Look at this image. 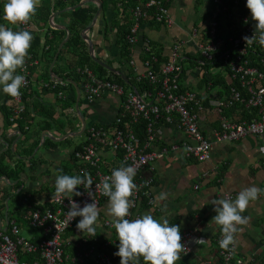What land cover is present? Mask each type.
<instances>
[{"label": "built area", "instance_id": "1", "mask_svg": "<svg viewBox=\"0 0 264 264\" xmlns=\"http://www.w3.org/2000/svg\"><path fill=\"white\" fill-rule=\"evenodd\" d=\"M233 1L236 34L218 35L220 6L224 0H211L206 28L201 31L193 27L188 40L176 39L165 62H159V54L148 40L140 49L138 45L143 25L172 24L167 1L146 0L135 8H128L131 28L127 40L133 46L132 53L129 60L123 59V65L116 62L113 66L126 75L131 86L99 77L89 67L77 68L81 76V83L77 84L82 101L84 99L86 104L92 105L105 96L119 100L115 121L106 126L93 121L88 123L84 144L72 153L75 174L82 175L86 171L93 180L90 189L86 191L80 185L76 191L81 195L71 197L81 208L85 203L95 201L100 209L98 219L101 218L102 206L108 200L96 186L105 176H110L113 169L121 165L133 166L137 168L133 182L138 191L131 197L135 206L127 218L134 219L142 215L143 206H156L153 202L155 181L146 173L154 172L158 161L170 154H180L187 160L206 163L211 160L214 143H233L248 137L264 136V47L258 42L245 44L243 37L256 34L255 21L251 19L246 0ZM0 19L13 30L35 33L34 30L39 28L31 20L23 25H12L4 19V14ZM52 23L57 25L55 20ZM115 56L118 57V50ZM104 58L109 59L107 54ZM37 64L38 59L28 53L24 68L18 71L26 80L20 89L21 95L10 96V122L16 131L21 130L20 124L25 126V131L31 130L30 125L25 124L24 95L31 84V69ZM154 64L159 68H154ZM218 65L227 75L226 81L231 85L228 90H223L215 82L221 76L213 71ZM128 70H131V76ZM53 83L47 87L54 90L57 86L64 88L57 92L58 100L65 101L73 96L67 91L69 81L60 79ZM137 85H142L141 91ZM238 104L253 110L251 121H235L228 117V112L235 111ZM206 113L216 117V126L203 128L202 118ZM137 127L142 135L137 133ZM165 128L174 130L180 137L167 142ZM5 186L10 185L3 177L0 179V264H117L119 257L114 253L118 251V238L108 240L97 232L92 237L78 231L79 217L65 227L69 198L65 197L59 203L55 190L46 195L29 193L23 203L33 200L34 207L28 204L30 212L25 211L20 216L21 208L12 198V188L8 191ZM224 198L234 200L236 194H226ZM103 224L113 228L109 220H104ZM24 231L30 232V239L21 235ZM181 237V243L188 249L186 254L181 253V257H190L202 244L198 240L205 239L195 229L184 231ZM220 239V228L212 241L205 239L204 243L212 244L206 264H264V252L248 260L238 254L237 244L230 246L233 251L221 249Z\"/></svg>", "mask_w": 264, "mask_h": 264}, {"label": "crops", "instance_id": "2", "mask_svg": "<svg viewBox=\"0 0 264 264\" xmlns=\"http://www.w3.org/2000/svg\"><path fill=\"white\" fill-rule=\"evenodd\" d=\"M1 4L2 0H0V6ZM107 6L105 11L102 10L98 24L92 31H89L93 42L99 41L98 49L95 48L98 57H100L98 52H102L101 56L104 57L105 50L103 47L108 49L112 56H115L118 50L115 31H110L106 39L103 37L102 26L105 25V20L111 22L115 16L112 0H107ZM211 7V0H171L169 13L172 24L170 26H159L153 23L143 25L139 34L138 49L146 40H151L156 42L164 56L168 57L176 39L188 40L189 32L193 27H197L201 31L206 28ZM58 16L54 20L58 25H63V22H58ZM0 25L7 27V24L1 19ZM34 31L44 43L48 34L47 28L41 26ZM50 67H47L46 57L44 58L40 54L38 64L31 71V84L26 91L32 103L39 107L37 112L32 111L28 118L31 122V140L34 143H39L38 147L41 149L34 157L32 156L26 161L30 162L31 159L35 158L33 163L27 165L28 175L22 176L21 188L35 190L42 195L50 194L55 190L56 176L60 175L63 169L70 167L73 151L76 146L85 142L74 145L72 141L70 142L72 138H69L68 142L64 140L63 143L51 150L45 147L46 141L50 139L44 141L42 137L44 132L51 135L53 131L59 132L56 126L44 130L47 124L43 114L46 110L50 112L53 110L60 114V103L52 91L54 89L47 87L52 82L59 81L60 77L54 71V74L51 73ZM47 69L49 70L48 76L46 75ZM44 89L47 91H43ZM6 96L7 94L0 89L1 155L10 150L5 144L11 145L16 140V137L13 136L16 128L14 129L13 126L9 128L5 113L1 108ZM118 107V98L105 96L90 105L92 109L91 121L104 126L112 124L115 121ZM228 117L235 121L241 118L237 109L228 112ZM78 125L81 128V124ZM216 125V117L213 114L206 113L203 115V128L209 129ZM165 134L167 142L176 141L180 137V134L174 130H167L166 128ZM61 136L63 134H60ZM27 138L30 139L28 136ZM12 139L14 140L11 142ZM16 148H18L17 145ZM155 167L154 172L146 173L147 176L154 178V197L160 192H167L168 197L165 201L156 203L155 208L143 206L140 211L141 214L149 213L157 220L167 219L170 225H179L181 235L188 229H195L206 240L212 241L220 226L211 220L216 213L213 211L214 206L210 204V200L224 198L226 194L230 193L237 196L241 189L249 185L264 189V136L248 137L233 143H214L211 160L206 163L187 160L180 154H170V156L158 161ZM30 177H34V179ZM10 183L8 184L12 188L16 185V183ZM107 202L103 204L101 218L98 219L94 227L98 235L104 239L116 240L118 237L115 229L103 224L104 220L111 222V217L107 214ZM165 204L167 205L166 208L163 207ZM242 215L249 217V220L247 224L238 226L241 231L236 234L237 251L241 257L252 260L254 256L264 252V194H261L255 201H251ZM80 219L81 217L78 218V222ZM211 252V242L202 243L194 249L190 257H181L176 264H206L207 257ZM140 264H144L142 258Z\"/></svg>", "mask_w": 264, "mask_h": 264}, {"label": "clouds", "instance_id": "3", "mask_svg": "<svg viewBox=\"0 0 264 264\" xmlns=\"http://www.w3.org/2000/svg\"><path fill=\"white\" fill-rule=\"evenodd\" d=\"M39 5L40 0H7L3 7L4 19L12 25L26 24L35 15ZM246 7L251 19L255 21L256 34L243 37L245 44L258 42L264 47V0H246ZM32 40L33 36L27 30H13L0 25V89L11 97H19L20 89L26 83L25 76L17 74V70L24 68ZM23 138H27L26 134ZM136 173V167L121 165L113 169L111 175L105 176L96 186L100 188L101 194L107 197V214L111 217L112 226L118 237V251L114 255L120 258V264H140L141 258L144 264H176L181 259V253L188 252L181 243L179 225H170L167 219L157 220L149 213L134 219L127 218L130 209L135 206L131 197L138 191L137 185L133 182ZM80 185H83L86 191L90 189L93 185L90 173L85 171L82 175H57L55 197L59 203L65 197L69 198L65 227L75 217H81L76 224L77 230L94 237L97 235L94 225L98 221L100 209L93 199L94 202L85 203L82 208L71 199L74 195H81V192L76 191ZM261 194H264V189L249 185L241 189L234 200L228 198L210 200L216 213L211 220L220 226L222 232V239L218 241L221 249L234 250L230 246L236 244V234L241 231L238 226L247 224L249 220V217L243 216L242 213L246 211L249 203L258 199ZM89 195L93 196L91 192ZM167 197V192H160L154 197L153 202L165 201ZM163 207L166 208L167 205ZM198 241L204 243L205 239Z\"/></svg>", "mask_w": 264, "mask_h": 264}, {"label": "trees", "instance_id": "4", "mask_svg": "<svg viewBox=\"0 0 264 264\" xmlns=\"http://www.w3.org/2000/svg\"><path fill=\"white\" fill-rule=\"evenodd\" d=\"M82 0H40V5L36 10L35 15L30 19L35 26L41 27L45 26L48 28V34L45 37L44 43H42L41 37L37 33H32L33 40L31 42V47L28 51L29 54L33 56L34 59H38L39 55L42 54V56L47 60V67L49 68L54 60V57L57 53L58 47L61 44L62 41L65 40L67 33L66 31H56L50 28L49 26V19L53 13H60L59 15L65 20L63 25L67 26L68 29L72 32L71 39L67 44L64 45L62 48L58 60L56 62V66L54 68V72L62 79L63 81H75L76 83H81V76L77 73V68H83V67H89L91 68L94 73L99 77H104L112 81H117L120 84L128 87L125 82L117 75L113 74L112 72L108 71L107 69L99 66L97 63H95L88 51V45L85 42V40L82 37V30L89 26L95 17V14L97 12V5L93 3H88L74 11L70 12H64L69 7H74L77 4H79ZM106 1L103 0V11L106 10ZM142 1L146 0H112V4L115 7V16L111 22H108L105 20V25L102 26L103 30V37L106 39L107 35L110 31H115L116 34V46L118 48V60L120 65H123V59H130V55L132 53L133 46L129 44L127 40V35L130 32L131 28V17L127 14L128 8H135L138 6V4ZM167 1L166 6H170L171 0H165ZM122 4H120V3ZM5 2L2 1V4L0 6V17L3 12ZM221 8V14L220 18L218 20L219 27H218V35L220 37H227L230 35H234L237 33L236 29V22L234 21V8L235 3L233 0H224V3ZM209 14V13H208ZM56 22V21H55ZM60 23V22H59ZM57 24V22H56ZM154 24V23H153ZM155 25H164V24H155ZM93 30V29H92ZM91 30V31H92ZM206 30H204L205 32ZM149 44L153 47L154 50L159 54L158 60L159 62H165L167 61V57L164 56L163 52L159 49V45L156 42H152L151 40H148ZM99 45V41H94V48H97ZM101 60H104L109 65L113 66L115 63L113 61H108L104 59V57H98ZM154 68L158 69L159 65L154 64ZM32 68L31 70H33ZM19 69L17 70L18 74ZM129 76H131L132 72L131 70H128ZM46 75H49V70H46ZM216 84H219L222 86L223 90H228L231 85L228 84L226 79L223 76H219L215 79ZM51 84H54L53 82ZM205 84V81H204ZM137 88L139 91L142 89V85H137ZM64 90V88L57 86L55 90H52L55 95H57V92ZM43 91H47L44 89ZM67 91L73 92V96L68 98L67 100H58L60 103V114L57 112L51 110L47 111L43 114L46 122V128L56 126L59 129V134H67L65 131V127L63 124H61L58 121L59 116H64L67 121H69V125H73V122L80 123L79 119L77 117V113L75 110L76 105V91L73 84L69 83V87L67 88ZM30 96L27 95V92H25L24 95V102L26 105V111H25V124L31 125V122H29V115H31L32 111L37 112L38 106L37 104H33ZM10 100V96L7 95L5 102L3 105H1L2 110L5 113L6 121L9 127L13 126V124L10 122V106L8 105ZM81 104V103H80ZM237 111L240 115L239 121H251L254 118V112L253 110H248L244 107H242L240 104L237 106ZM42 115V114H41ZM31 121V120H30ZM51 121V122H49ZM21 130L27 134L28 132L25 131V126L23 124H20ZM136 131L138 134L142 135V132L139 130V128H136ZM72 132V131H71ZM145 135V133H143ZM31 139V138H30ZM29 138H25V142H23V145L21 146L20 150L17 148L15 149V152L12 150H8L7 152L3 153L0 156V179L3 177H7L10 182L16 183V185L13 186V193L12 198L13 200L19 204V207L21 208L19 215L22 216L25 211L30 212L31 209L28 208V204L33 206V200L29 201L28 204H24L23 200L27 197L29 193H39L35 190L21 188V181L23 175H28L26 168L28 163H33L35 161V158L31 159L30 162H26L22 159H19L18 157H24V158H30L33 156L36 148L38 147L39 143H34L31 140L32 145L30 147H26V142L30 140ZM14 139L11 140V142ZM69 140H65V142H68ZM64 142V141H63ZM60 142L59 144L63 143ZM58 143H54L51 140H47L45 143V147L48 149H53L55 146H57ZM84 143L76 146V149L81 148V146ZM72 164H69V168H65L61 171V174H66L70 176H74L76 167L74 165L73 159L71 161ZM28 177V176H27ZM31 178V177H30ZM31 179H34L31 178ZM120 262V258L116 260V263L118 264Z\"/></svg>", "mask_w": 264, "mask_h": 264}, {"label": "water", "instance_id": "5", "mask_svg": "<svg viewBox=\"0 0 264 264\" xmlns=\"http://www.w3.org/2000/svg\"><path fill=\"white\" fill-rule=\"evenodd\" d=\"M88 3H93V4H96L98 6L97 8V12L95 14V17L93 19V22L85 27L83 30H82V37L83 39L85 40V42L87 43L88 45V51H89V54L92 58V60L97 63L99 66L107 69L108 71L112 72L113 74L119 76L124 82L125 84H127L128 86H131V82L130 80L126 77V75L124 73H122L121 70H119L118 68L114 67V66H111L109 65L107 62L101 60L100 58H98V56L96 55L95 53V48H94V42L92 40V38L90 37L89 35V31L94 29L95 26L98 24V21H99V17L101 16L102 14V10H103V0H82L79 4H77L76 6L74 7H69L67 8L66 10H64V12H70V11H74ZM61 13V12H60ZM60 13H53L50 17V20H49V26L51 29L53 30H56V31H66L67 33V36L65 38L64 41L61 42V44L59 45L58 47V50H57V53L54 57V60L51 64V67H50V72L53 73V69H54V66L58 60V57H59V54L62 50V48L64 47L65 44H67L69 42V40L71 39V36H72V32L68 29L67 26L65 25H54L52 23V20H54L56 18V16H58ZM54 74V73H53ZM71 84L74 85L75 89H76V105H75V110H76V113H77V117L79 119V122L81 124V129L79 131H76V132H69L61 137H55L53 135H51L50 133L48 132H44L43 134V139L44 141L46 139H50L52 142L54 143H60V142H63L64 140L66 139H69V138H76V137H80L82 135H84L85 131H86V128H87V120L85 118V116L82 114L81 110H80V103H81V96H82V93H81V89L79 87V85L75 82V81H69ZM14 137H16V140L13 142V144L11 145H8V144H5V146L12 150L13 152H15V147L16 145H18V143L21 141V140H24L23 138V132L21 130H17L14 134H13ZM41 149V147H38L34 154H33V157L37 154V152ZM0 156H1V153H0ZM19 159H22L24 161H27L29 160L30 158H24V157H18ZM4 180L7 181L9 184L10 181L7 177H4Z\"/></svg>", "mask_w": 264, "mask_h": 264}, {"label": "rangeland", "instance_id": "6", "mask_svg": "<svg viewBox=\"0 0 264 264\" xmlns=\"http://www.w3.org/2000/svg\"><path fill=\"white\" fill-rule=\"evenodd\" d=\"M108 6H107V1H106V6H105V8H107ZM97 8H98V6H97ZM58 13V12H57ZM64 19L59 15L58 16V22H63L64 23ZM47 28V27H46ZM47 30H48V28H47ZM104 48V50H105V53L104 54H107L108 55V57H109V59H107L108 61H113L114 63H116L117 62V60H118V57L117 56H112L111 55V53L108 51V49H106L105 47H103ZM97 49H98V47H97ZM101 58L103 57V56H101L102 55V52L100 53V52H98L97 53ZM105 59V58H104ZM213 71H215V73H218V74H220L221 76H223L225 79H227V75H226V73H225V71L224 70H222L221 69V66L220 65H218V66H216L215 68H213ZM228 81L229 82H231V79L230 78H228ZM117 104H118V102H117ZM80 110H81V112H82V114L85 116V118H86V120H87V122L88 123H90L91 122V113H92V109L90 108V105H88V104H86L85 102H84V99H83V101L81 102V104H80ZM58 119H59V122L61 123V124H63L64 125V127H65V131L67 132V133H69V132H76V131H79L81 128H80V126L78 125V124H76V122H73L72 124V126L71 125H69V121H67V119L64 117V116H59L58 117ZM9 128H12V127H9ZM52 133V135L53 136H57V137H60V134H59V132L58 131H53V132H51ZM32 137V133H31V131L30 132H28V134H26V137ZM28 139V138H27ZM86 140V137H85V135H82V136H80V137H76V138H72L71 140H70V142L72 141V143H74V145H78V144H80V143H82V142H84ZM26 140L24 139V140H22L21 142H19V144L17 145V149L18 150H20V148H21V146L23 145V142H25ZM26 147H30L31 145H32V143H31V139L30 140H28L26 143ZM59 144V143H58ZM57 144V145H58ZM11 188L12 187H10V186H5V189H7L8 191H11ZM12 191H13V188H12ZM21 235L23 236V237H25L26 239H30L31 238V234H30V232L29 231H24V232H22L21 233Z\"/></svg>", "mask_w": 264, "mask_h": 264}]
</instances>
